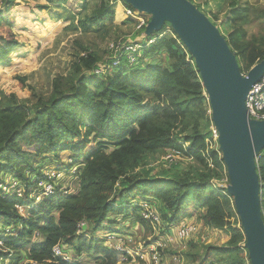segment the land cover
<instances>
[{"label":"trees","instance_id":"16d2710c","mask_svg":"<svg viewBox=\"0 0 264 264\" xmlns=\"http://www.w3.org/2000/svg\"><path fill=\"white\" fill-rule=\"evenodd\" d=\"M116 1L134 11L123 1ZM50 7L57 8L50 16L61 31L70 26L72 30L94 29L99 34L133 25L138 34L131 37L132 43L127 37L115 43L120 41L124 47L139 43L141 49L131 64L122 54L117 66H113L114 57L122 50L115 55L110 51L104 61L95 53L79 50L81 56L71 72L52 79L49 96L38 99L34 107L15 95L0 96V184L9 176L23 185L27 197L4 195L0 188V264H22L23 259L68 264L60 258L52 263V248L59 242L71 247L75 258L85 255L90 264H118L120 254L105 245L104 237L100 239L97 233L128 236L116 224L129 219V223L151 231L150 223L142 217L143 204L159 218L165 232L194 216L198 204L202 218L196 216V223L210 230L230 227L229 239L221 247L202 245L200 252L194 245L190 260L195 262L199 257L198 264H243L248 258L238 245L243 247L244 236L225 188L204 197L203 188L190 191L186 179L159 180L141 172L145 155L159 152L224 166L218 150H209L205 156L208 146L197 124L192 125L191 135H183V142L189 145L185 147L180 141L179 132H186L187 119L203 105L209 111V106L193 59L171 27L165 24L159 32L143 37L147 21L137 30L135 17L118 11L111 0H0V70L12 63L15 53L28 57L39 49L42 37L27 41L20 36L43 28L47 23L42 26L37 18ZM257 12V6L245 2L231 11V20L240 25L264 20V11ZM223 37L242 74L264 59V34L246 38L234 28ZM136 38L139 41H134ZM78 39L85 41L81 36ZM32 41L36 47L29 45ZM157 55L164 56L167 67L154 60ZM98 69L102 74H95ZM19 81L23 88L26 78L19 77ZM58 152H70L74 160H81L74 190L55 188L37 205L27 201L30 188L50 181L42 176L43 161L57 159ZM256 167L264 220V150L257 157ZM15 207L26 211V220ZM80 223H85L82 236L77 235ZM35 232L42 240L31 243ZM149 258L147 254L146 260L138 263L148 264ZM74 262L82 264L80 260Z\"/></svg>","mask_w":264,"mask_h":264},{"label":"rangeland","instance_id":"374dc122","mask_svg":"<svg viewBox=\"0 0 264 264\" xmlns=\"http://www.w3.org/2000/svg\"><path fill=\"white\" fill-rule=\"evenodd\" d=\"M116 2V0H111ZM122 1V0H121ZM190 2L201 11L213 24H216L221 34L228 37L234 28L249 38L253 35L264 34V20L258 19L255 22L247 25H240L235 19H232L231 11L237 7L242 6L245 2L249 3L250 6H257L258 12L264 11V0H190ZM117 4L116 9L120 12H124V5L121 2ZM57 9L50 7L47 11L42 12L41 16L37 19L42 24L47 23L41 29H34L32 33H24L23 38L20 36V40L27 39V41L34 40L36 37H42L43 40L40 42L38 50L28 57H20L15 53L11 59L12 63L7 65L4 69L0 70V96L15 95L18 100L27 102L31 107H34L38 99H46L50 94V84L52 79L56 76L66 77L71 72V68L77 64L78 56L80 51L84 49L86 52L95 53L102 59V61L108 58L110 53V46L120 39L127 37L128 43H132L130 40L132 36H137L133 25H127L121 29H110L105 32L96 33L94 29L86 30L81 27H74L73 30L70 26L67 29L61 31V27L53 20L50 16V11ZM126 14V13H125ZM127 15V14H126ZM135 23L137 21H143L148 23L150 16L146 14L137 13L134 14ZM50 20V21H49ZM229 20L231 22H229ZM78 36L84 37L85 41L82 43L78 39ZM139 39V38H138ZM137 38L134 40L136 41ZM139 41V40H137ZM29 43V42H28ZM36 42L32 41L29 43L30 46L36 47ZM46 45L47 49L44 46ZM21 51H24L22 49ZM81 56V55H80ZM18 57L20 59H15ZM187 58H189L187 56ZM154 60L162 67H167L168 62L163 55H157ZM19 77H25L26 83L23 88L20 87ZM205 111L206 115L202 113ZM187 122L189 123L184 132H179L181 136V143H184L182 138L183 135H191L193 133V124H197L199 131L205 137L208 146L205 156L209 154V150H218L217 142L212 137V123L210 115L206 110V106L199 107L193 115H191ZM189 143H184L187 147ZM57 159H45L43 161L42 176L44 179L50 180L47 182H41L35 187L30 188V195L28 200H33L34 204L37 205L46 195V193H52L54 189H59L63 192H71L74 190L75 176L79 169L81 160H74L72 153L70 152H58ZM220 155V153H219ZM221 157V155H220ZM144 165H142L141 172L148 173L151 178L165 180V179H186L190 182V191L193 188H203L204 197L209 195L212 191H221L227 184L226 169L224 166L219 167L218 165L212 164L209 166L204 163L195 162L190 157L175 154L173 152H159L157 154H147L144 157ZM146 176V175H144ZM37 180V178H35ZM227 180V182H226ZM0 185L5 186L4 195H21L22 199H25L23 193V185L19 181L13 180L7 176L4 179V183ZM192 196L190 199L193 200ZM33 204V205H34ZM196 208L195 216L200 220L202 218V210ZM18 210L22 220H26L28 215L22 208L15 207ZM117 217H114V219ZM120 218V217H119ZM238 220V217L236 218ZM124 220L120 225L122 234H132L135 243L143 246V244L151 243L152 241L159 239L153 235V231L147 230V228H140L139 226L133 225L130 219L126 222ZM196 223L195 219L192 220ZM239 222V221H238ZM233 223V221H232ZM197 232L194 237L190 240H179L172 236V241L166 244L165 249H160L159 254L163 261L159 264H198L199 257L196 258L195 262H192L189 258L190 251L195 250L192 248L194 245L197 247V251H201L202 245H212L216 247L224 246L225 234L229 233L230 227H227L225 231L217 232L215 230L207 229L201 223H196ZM116 226V227H117ZM240 228V227H238ZM6 231V230H5ZM92 235V234H91ZM98 237L102 239L106 237L105 231L97 233ZM161 236H165L164 232ZM41 236L35 232L33 233L31 243L40 242ZM112 242V241H111ZM114 241L112 243L105 242V245L112 248L114 247ZM200 245V246H198ZM241 252L247 256L246 250L242 247L241 243L238 245ZM131 250V249H130ZM159 250V249H158ZM67 256L72 260H80L82 264L89 263V259L85 255L74 257V252L71 247H66ZM179 257V262L174 259ZM24 258V256H23ZM24 260V259H23ZM243 264H249L247 259H244ZM10 262H5L9 264ZM19 264V263H17ZM90 264V263H89ZM120 264H131L128 261H122ZM142 264V262L136 263ZM150 264V263H148Z\"/></svg>","mask_w":264,"mask_h":264},{"label":"water","instance_id":"95a60500","mask_svg":"<svg viewBox=\"0 0 264 264\" xmlns=\"http://www.w3.org/2000/svg\"><path fill=\"white\" fill-rule=\"evenodd\" d=\"M150 16L143 37L168 24L193 59L209 106L217 146L226 169L225 190L232 198L249 264H264L262 188L256 160L264 150V120L249 119L245 99L264 75V59L243 75L218 27L188 0H122Z\"/></svg>","mask_w":264,"mask_h":264},{"label":"built area","instance_id":"2783aa9c","mask_svg":"<svg viewBox=\"0 0 264 264\" xmlns=\"http://www.w3.org/2000/svg\"><path fill=\"white\" fill-rule=\"evenodd\" d=\"M119 3V1H116L115 3ZM121 3V2H120ZM124 12L132 17H135L134 14H136L135 11H131L129 9L124 8ZM145 23L143 21H137L136 29L143 27ZM153 40L149 41L147 44L152 43ZM141 49V46L139 43L129 45V46H123V44L118 41L114 42L110 46V50L113 52V54H118L119 51L122 50V53L120 52L117 56L114 57L113 66H117L119 64V58L122 54L126 55V58L128 59V63L131 64L134 62L135 59V53L138 52ZM95 74H102L101 69L96 70ZM244 75V74H243ZM245 109L246 114L249 119L260 121L264 120V75L254 85L251 86L247 97L245 99ZM212 139L217 142V132L212 127ZM211 166V165H210ZM227 182V180H226ZM41 185V184H39ZM0 188L5 190V186L0 185ZM50 193H46L47 196ZM9 195V194H8ZM17 196V195H16ZM17 197H21V195H18ZM144 211L142 213V217L144 220H147L153 231V235L158 237L159 239H156L148 244L140 245L138 243H135L132 235L128 236H106L103 239L105 242L112 243L113 241L115 243L113 250L120 254L119 262L120 264L122 261H128L131 264H136L138 261H145L147 254L150 255V258L148 262L150 264H159L160 257L157 253L158 249H165L166 244L172 241V236L176 237L178 240H187L191 238L196 232H197V225L192 220L184 219L182 220L177 226H174L169 229V232L163 230L159 225V218L149 210L146 204H143ZM85 227V223H80L78 225V231L77 235L82 236L83 235V228ZM9 230L6 229V232ZM164 232L165 236H161V233ZM112 241V242H111ZM2 242L0 241V245ZM112 249V248H111ZM131 249V250H130ZM64 251H66V246L63 245V242L57 243L52 248V263H57V259H62L64 263L68 264H75L74 260L69 258L67 255L64 254ZM175 261L179 262V258H175ZM22 264H38L34 261H24ZM42 264V263H40ZM45 264V263H43Z\"/></svg>","mask_w":264,"mask_h":264},{"label":"crops","instance_id":"0c3cea01","mask_svg":"<svg viewBox=\"0 0 264 264\" xmlns=\"http://www.w3.org/2000/svg\"><path fill=\"white\" fill-rule=\"evenodd\" d=\"M123 28V27H122ZM196 218V216L194 215V216H192V217H188V218H186V219H188V220H193V219H195ZM215 231H217V232H221V231H219V230H215ZM228 239H229V234L228 233H226L225 234V243L228 241Z\"/></svg>","mask_w":264,"mask_h":264}]
</instances>
